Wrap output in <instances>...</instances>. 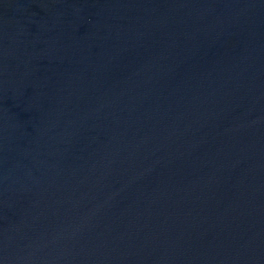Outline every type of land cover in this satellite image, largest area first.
I'll list each match as a JSON object with an SVG mask.
<instances>
[{
    "label": "water",
    "instance_id": "water-1",
    "mask_svg": "<svg viewBox=\"0 0 264 264\" xmlns=\"http://www.w3.org/2000/svg\"><path fill=\"white\" fill-rule=\"evenodd\" d=\"M0 264H264V0H0Z\"/></svg>",
    "mask_w": 264,
    "mask_h": 264
}]
</instances>
